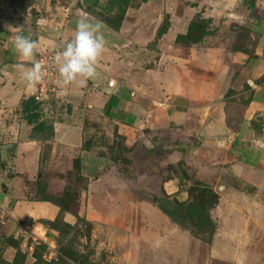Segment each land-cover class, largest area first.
Instances as JSON below:
<instances>
[{
	"label": "crops",
	"instance_id": "obj_1",
	"mask_svg": "<svg viewBox=\"0 0 264 264\" xmlns=\"http://www.w3.org/2000/svg\"><path fill=\"white\" fill-rule=\"evenodd\" d=\"M257 4L255 0L168 4L171 24L157 39L163 14L140 13L132 22L125 19L120 30L102 23L107 43L97 63L99 75L84 86L78 82L65 85L59 77L55 103L50 100L44 104L43 118L55 126L54 136L47 141L32 138L30 126L21 116L22 100L34 95L38 84L29 87L18 70L21 63L26 69L31 67L13 51V30L18 26L0 22V150L7 160L6 170L0 174V229L17 228L19 234L29 224L34 232L44 228L39 219H53L60 213L53 202L20 193L25 188L22 176L36 175L43 160L54 168L64 165L65 170H72L74 159L79 157L85 177V165L92 160L90 180L94 185L104 183V159L84 148L88 107L98 116L136 128L142 135L168 130L187 135L185 139L195 144L191 164L199 167L202 176L216 179L219 172L255 182L264 170V17ZM199 12L212 19L213 33L196 44L177 42V36L187 32ZM82 17L90 20L80 9L59 36L72 39L76 21ZM27 24L21 22L25 35ZM110 78L117 81L115 87H109ZM121 88L128 97L114 98L108 105L106 96ZM63 102L72 104L71 114L57 112V104ZM47 144L49 152L44 157ZM173 151L169 162L180 158L179 149ZM176 188L175 180L166 183L168 191ZM221 246L216 237L211 259H225Z\"/></svg>",
	"mask_w": 264,
	"mask_h": 264
},
{
	"label": "rangeland",
	"instance_id": "obj_2",
	"mask_svg": "<svg viewBox=\"0 0 264 264\" xmlns=\"http://www.w3.org/2000/svg\"><path fill=\"white\" fill-rule=\"evenodd\" d=\"M151 1L0 0V22L21 27L27 21L26 35L40 42L38 60L43 53L62 50L70 39L59 32L80 9L89 11L91 21L95 17L90 11L106 17L125 12L124 20L130 22L140 13L163 14V21L166 15L171 18L168 4L176 6L185 0ZM255 1L264 17V0ZM62 5L70 7L67 19ZM59 77L50 83L55 90L49 91L44 104L55 103ZM106 97L110 105L114 98L128 94L121 88ZM57 108L59 113H72L67 102ZM87 109L85 143L93 156L104 159V183L94 185L90 180L92 160L85 165L87 178L81 181L63 164L54 168L45 160L32 178L23 175V196L58 202L71 213L39 219L44 228L34 232L17 234V228L3 226L0 264H264V170L255 182L219 172L216 179L202 176L199 167L191 164L195 144L185 139L187 135L172 130L142 135L136 128L123 127L122 122ZM48 146L43 147L44 157ZM177 148L179 160L169 162L168 155ZM170 180L178 186L174 192L166 189ZM166 199L168 203L160 204ZM170 204L183 208L182 213H174L175 219L166 212ZM216 237L223 244V261L209 257Z\"/></svg>",
	"mask_w": 264,
	"mask_h": 264
},
{
	"label": "clouds",
	"instance_id": "obj_3",
	"mask_svg": "<svg viewBox=\"0 0 264 264\" xmlns=\"http://www.w3.org/2000/svg\"><path fill=\"white\" fill-rule=\"evenodd\" d=\"M102 27L100 21L79 18L72 39L66 41L62 50L56 52L54 61L65 85L78 82L80 86H84L87 80H94L99 75L97 63L107 43L101 31ZM39 50V40L25 35L23 27L14 28L13 51L22 61L31 63V67L27 69L24 63L17 67L27 85L33 88L44 78L43 66L36 59Z\"/></svg>",
	"mask_w": 264,
	"mask_h": 264
},
{
	"label": "trees",
	"instance_id": "obj_4",
	"mask_svg": "<svg viewBox=\"0 0 264 264\" xmlns=\"http://www.w3.org/2000/svg\"><path fill=\"white\" fill-rule=\"evenodd\" d=\"M80 8L83 6L80 4ZM85 12H89L86 11ZM91 14L100 22L109 26L114 30H120L122 27V23L125 18V12L122 14H118L114 17H106L103 14L96 13L95 11H90ZM170 27V19L169 16L166 15V18L162 21L157 29L156 39L162 37L165 33H167ZM213 33L212 19L204 18L201 12L195 15V18L190 22L188 30L185 34H179L177 36V42L184 44H196L201 42L205 37L211 35ZM44 103L45 101H40L37 99L36 95H31L26 97L21 102V116L24 121L30 126V135L32 138L38 141H47L54 136L55 126L50 121L43 118L44 113ZM123 127H128L129 125L122 123ZM131 127V126H129ZM87 144H84V148H87ZM89 149V148H88ZM7 160L2 158L1 150H0V174H2L6 170ZM72 172L76 174V177L79 181L85 179L86 177L82 174V164L81 159L79 157L75 158L73 161V168L69 170V174L72 175ZM51 201L49 199H45ZM54 204L58 205L60 208V214L71 213L70 210L64 207L62 204L58 202L51 201ZM180 213L183 212V208L180 207ZM173 218L175 215L166 211ZM180 213H177L178 215ZM175 219V218H174ZM179 222V221H178ZM180 223V222H179Z\"/></svg>",
	"mask_w": 264,
	"mask_h": 264
},
{
	"label": "built area",
	"instance_id": "obj_5",
	"mask_svg": "<svg viewBox=\"0 0 264 264\" xmlns=\"http://www.w3.org/2000/svg\"><path fill=\"white\" fill-rule=\"evenodd\" d=\"M62 10H64V19H67L70 14V7L69 6H63ZM39 22H43L42 19ZM45 22V21H44ZM56 52L53 53H43L39 56L38 60L41 62L43 66V72H44V78L42 81L38 84L37 90L35 92V95L38 100L40 101H46L48 98V93L51 90H55V87L52 86L50 89V83L55 80L57 75H59V71L57 68V65L54 61V56ZM109 87H115L117 85V81L114 78H110L108 81ZM25 230H30V225L27 224L25 226ZM45 241H47V238H44Z\"/></svg>",
	"mask_w": 264,
	"mask_h": 264
},
{
	"label": "flooded vegetation",
	"instance_id": "obj_6",
	"mask_svg": "<svg viewBox=\"0 0 264 264\" xmlns=\"http://www.w3.org/2000/svg\"><path fill=\"white\" fill-rule=\"evenodd\" d=\"M167 211L169 213H172V215H173L175 212H179L181 210H180V207L177 204H170V206H169Z\"/></svg>",
	"mask_w": 264,
	"mask_h": 264
},
{
	"label": "water",
	"instance_id": "obj_7",
	"mask_svg": "<svg viewBox=\"0 0 264 264\" xmlns=\"http://www.w3.org/2000/svg\"><path fill=\"white\" fill-rule=\"evenodd\" d=\"M169 200H170V199H166L165 201H161V203H160V204H163V203H165V202H166V203H168V202H169Z\"/></svg>",
	"mask_w": 264,
	"mask_h": 264
}]
</instances>
